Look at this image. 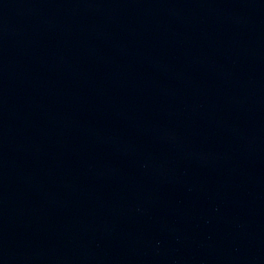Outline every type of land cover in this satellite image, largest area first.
Returning <instances> with one entry per match:
<instances>
[{
    "label": "water",
    "instance_id": "1",
    "mask_svg": "<svg viewBox=\"0 0 264 264\" xmlns=\"http://www.w3.org/2000/svg\"><path fill=\"white\" fill-rule=\"evenodd\" d=\"M0 264H264V0H0Z\"/></svg>",
    "mask_w": 264,
    "mask_h": 264
}]
</instances>
